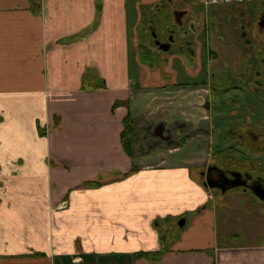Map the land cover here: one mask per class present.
<instances>
[{
  "label": "crops",
  "instance_id": "crops-1",
  "mask_svg": "<svg viewBox=\"0 0 264 264\" xmlns=\"http://www.w3.org/2000/svg\"><path fill=\"white\" fill-rule=\"evenodd\" d=\"M161 1L0 0V264H264L263 243L218 235L201 161L145 162L122 141L130 104L150 95L134 88L130 46L147 84L136 28ZM205 1L183 5L199 8L192 28L176 25L180 0L164 1V28L198 42L171 54L188 72L182 52L200 63L202 36L264 3Z\"/></svg>",
  "mask_w": 264,
  "mask_h": 264
},
{
  "label": "rangeland",
  "instance_id": "rangeland-1",
  "mask_svg": "<svg viewBox=\"0 0 264 264\" xmlns=\"http://www.w3.org/2000/svg\"><path fill=\"white\" fill-rule=\"evenodd\" d=\"M164 1L157 3V7L156 4L153 7L142 5L141 20L136 28L138 60L141 59L146 65L150 84L138 79L140 68L135 51L130 46L134 88L141 93L142 87H149L150 95L144 109H141L143 100L130 104L132 121L126 129L129 146L134 154L150 163L162 159L183 163L193 158L198 162L204 159L219 162L222 157H229L230 161H244L246 166L249 164L247 168L257 166V172H261L264 170V155H259L256 147L264 145V140L253 141L243 130L258 126V130L264 131V22L261 25L257 22L259 13L264 12V3L245 2L243 8L250 14L246 19H238L235 29L230 28L229 23L226 29L223 27L222 35L220 32L217 36L211 29L208 40L202 36L200 48L203 55L200 63L195 62L197 57L192 62L193 57L186 50L182 52L187 69L191 70L188 72L184 65H180V60L172 59L169 63L171 54L181 46L192 52H196V45L199 47L196 41L186 44L189 36L187 29L176 30L182 40L178 35L174 36L166 52L158 48L150 37L149 29L154 30L159 39H165ZM188 1L180 0L179 3L183 6ZM128 2L131 7L134 0ZM181 11L186 12L183 18H188L187 22L192 16L200 18L197 5L185 6L178 12ZM184 12L179 13L178 17L183 16ZM129 18L133 21L132 14ZM171 21L167 23L168 26L175 27L174 21ZM207 42L213 53L206 57L204 51ZM164 71L170 72L166 78ZM255 72L260 73L262 85L257 84L258 77H253ZM174 73H177L175 80ZM255 80L256 83L253 82ZM164 81L172 85L164 89ZM165 96L171 99L169 105L164 101ZM206 102L210 108L205 111ZM185 120L191 122H181ZM158 124H163V135H170L168 140L153 134ZM209 189L213 193L216 227L222 241L239 245L264 244V204L257 199L255 202L248 201L245 197L249 196L237 190H229L224 199H219L221 193ZM178 230L176 227L173 232Z\"/></svg>",
  "mask_w": 264,
  "mask_h": 264
},
{
  "label": "flooded vegetation",
  "instance_id": "flooded-vegetation-1",
  "mask_svg": "<svg viewBox=\"0 0 264 264\" xmlns=\"http://www.w3.org/2000/svg\"><path fill=\"white\" fill-rule=\"evenodd\" d=\"M183 12L184 11L177 12V15ZM184 13V15L182 14L183 17L186 16V12ZM259 14L260 16L257 22L261 25L262 21L264 22V12H260ZM187 20V24L183 23L182 19L179 17L178 23L176 24L177 27L187 26L188 28H192L193 23L191 21L187 22ZM174 31H176L174 28L169 30L165 29V39L162 40L158 38V35L154 30L149 29L152 41H154V43L158 42V44L155 45L161 50L163 49L160 46L165 44L169 45V50L171 43L174 40ZM178 36L182 40V37L180 35ZM254 76L258 77L259 80L257 79L258 81L255 80L253 82L256 83L257 81V84L259 83V85H262L263 82L260 80V73L255 72L253 77ZM223 88L227 90L225 86ZM262 127H264V125ZM243 131L248 134L246 136L253 141L255 140L257 142L264 140V131L261 132L258 130V126H254L253 128L249 126ZM256 148L259 149V155H264V145ZM241 155L245 154L242 153ZM230 160L229 157H222L219 162L204 159V161L201 162L199 169V177L203 185L211 189H216L215 191L221 193V196L218 197L219 199H224V195L227 194L229 190H237L238 192L240 191L241 194L249 196L245 197L248 201L255 202L257 199L264 204V170L262 169L261 172H257V166L247 168V166L249 167V164L246 166L244 161L242 163V161L237 162Z\"/></svg>",
  "mask_w": 264,
  "mask_h": 264
},
{
  "label": "water",
  "instance_id": "water-1",
  "mask_svg": "<svg viewBox=\"0 0 264 264\" xmlns=\"http://www.w3.org/2000/svg\"><path fill=\"white\" fill-rule=\"evenodd\" d=\"M155 44H158V42H155ZM160 47L163 50H166V49H168L169 45L168 44H165V45H162ZM163 131H164L163 124H158V125H156L154 127L153 134L156 135V136H159L163 140H168L170 138V135L169 134L163 135ZM179 224H181V222Z\"/></svg>",
  "mask_w": 264,
  "mask_h": 264
},
{
  "label": "trees",
  "instance_id": "trees-1",
  "mask_svg": "<svg viewBox=\"0 0 264 264\" xmlns=\"http://www.w3.org/2000/svg\"><path fill=\"white\" fill-rule=\"evenodd\" d=\"M128 127H130L129 119L126 120V122H125V131L122 133V141H123L124 145H126V146L129 145V140H128L127 136H126V134H127L126 129H127Z\"/></svg>",
  "mask_w": 264,
  "mask_h": 264
},
{
  "label": "built area",
  "instance_id": "built-area-1",
  "mask_svg": "<svg viewBox=\"0 0 264 264\" xmlns=\"http://www.w3.org/2000/svg\"><path fill=\"white\" fill-rule=\"evenodd\" d=\"M232 0H206L205 3L209 4V3H226V2H231Z\"/></svg>",
  "mask_w": 264,
  "mask_h": 264
}]
</instances>
